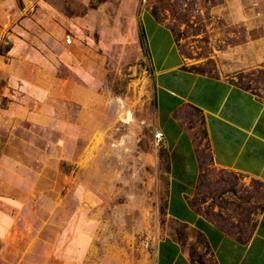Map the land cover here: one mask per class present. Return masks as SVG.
<instances>
[{
  "label": "rangeland",
  "instance_id": "374dc122",
  "mask_svg": "<svg viewBox=\"0 0 264 264\" xmlns=\"http://www.w3.org/2000/svg\"><path fill=\"white\" fill-rule=\"evenodd\" d=\"M97 2L101 11L78 13L68 27L15 12L0 34L9 70L0 69V264H159L167 237L195 264H214L200 235L167 213L169 156L144 9L210 74L228 69L224 52L246 26L232 23L226 0ZM232 69L231 81L264 100V65ZM189 117L201 163L193 207L243 237L264 210V184L216 168L201 115Z\"/></svg>",
  "mask_w": 264,
  "mask_h": 264
},
{
  "label": "crops",
  "instance_id": "0c3cea01",
  "mask_svg": "<svg viewBox=\"0 0 264 264\" xmlns=\"http://www.w3.org/2000/svg\"><path fill=\"white\" fill-rule=\"evenodd\" d=\"M246 1L226 0L232 23L244 24L248 36L224 52L228 69L218 67L216 74L207 73L204 63L190 62L172 29L158 20L152 7L144 9V37L150 47L158 129L169 156L167 213L200 235L211 250L214 264H264V210L258 214L252 231L242 237L205 218L192 204L201 173L196 125L189 117L194 111L202 117L216 168L264 184V100L250 87L231 81L226 73L238 65L246 69L264 65V0ZM91 3L92 0H0V34L15 12L34 9L40 27L44 23L53 28L61 24L68 27L74 25L78 13L102 10L101 3ZM55 35L58 38L59 33ZM218 57L222 59V55ZM15 60L10 71L13 76L18 75L14 74L18 65ZM158 254L159 264H195L189 250L172 237L162 240Z\"/></svg>",
  "mask_w": 264,
  "mask_h": 264
},
{
  "label": "trees",
  "instance_id": "16d2710c",
  "mask_svg": "<svg viewBox=\"0 0 264 264\" xmlns=\"http://www.w3.org/2000/svg\"><path fill=\"white\" fill-rule=\"evenodd\" d=\"M199 69L197 66H192L191 69Z\"/></svg>",
  "mask_w": 264,
  "mask_h": 264
},
{
  "label": "bare ground",
  "instance_id": "6f19581e",
  "mask_svg": "<svg viewBox=\"0 0 264 264\" xmlns=\"http://www.w3.org/2000/svg\"><path fill=\"white\" fill-rule=\"evenodd\" d=\"M126 118V117H125ZM128 120V119H127Z\"/></svg>",
  "mask_w": 264,
  "mask_h": 264
}]
</instances>
